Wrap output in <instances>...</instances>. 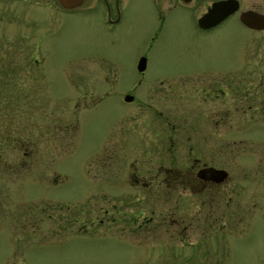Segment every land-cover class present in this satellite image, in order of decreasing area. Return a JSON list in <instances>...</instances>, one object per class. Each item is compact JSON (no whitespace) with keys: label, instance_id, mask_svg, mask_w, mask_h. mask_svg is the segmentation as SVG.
Instances as JSON below:
<instances>
[{"label":"rangeland","instance_id":"rangeland-1","mask_svg":"<svg viewBox=\"0 0 264 264\" xmlns=\"http://www.w3.org/2000/svg\"><path fill=\"white\" fill-rule=\"evenodd\" d=\"M158 4L88 0L64 11L0 0V264H264V48L259 66H239L252 29L232 17L201 30L197 14ZM197 129L212 135L216 160L227 151L237 219L222 227L217 196L208 228L202 192L162 184L141 206L150 214L152 204L154 222L130 228L133 205L158 195L139 183L173 162L182 135L178 155L190 159ZM174 193L178 228L162 223Z\"/></svg>","mask_w":264,"mask_h":264},{"label":"flooded vegetation","instance_id":"flooded-vegetation-1","mask_svg":"<svg viewBox=\"0 0 264 264\" xmlns=\"http://www.w3.org/2000/svg\"><path fill=\"white\" fill-rule=\"evenodd\" d=\"M54 1L56 3V5L60 8V9H64V11H74L80 7H82L84 4H86V2H88V0H81L80 3L74 7H65L62 2L60 0H51ZM110 1L111 0H95V2H102L104 4H106L107 6L110 5ZM158 7L161 11H164L165 15L168 14L169 11L172 10H178L181 11L184 15H187L188 18L189 17H194L195 14H197V20H196V25L198 28H200L201 30H211L214 27H218L220 25H222L224 22H226L227 20L231 19L232 17L236 18L238 22H240L242 25L250 28L253 30V32L255 34H257L258 36L255 37L254 39H252L249 42V45L244 49L243 53L240 56V62H239V66H259L260 62L259 60L256 59L257 56H259V50H262V48H264V28L262 29H258L255 27H251L250 25H248L247 23H245L242 19V16L245 15L246 17H249V19H253V20H258L261 19L264 21V0H157ZM228 4L231 8V10H233L223 21H221L219 24L209 27V28H202L199 25V19L206 14L207 12H209L214 5L216 4ZM52 5L49 4L48 6L50 7ZM166 18V17H163ZM164 20V19H163ZM264 66V65H263ZM144 72V71H142ZM210 73V74H209ZM194 74L196 76H194L196 78V80H200L202 77H208L211 76L212 73L207 70V71H200V72H194ZM208 74V75H207ZM157 89V87L154 88V91ZM157 91V90H156ZM157 93V92H156ZM130 95H133V93H130ZM135 99V96H134ZM133 99V100H134ZM132 100V101H133ZM208 99H206V101L204 102L203 105V109H202V116L205 119V123L210 125V122H216V116L212 115L211 113V109L207 110L206 108V103L208 102ZM166 102V101H165ZM255 104V102L253 103ZM162 105V104H160ZM257 108H264V104L263 105H257ZM224 112H221L219 114V120H217V124L214 125V131H216L217 129L220 130V121L223 122V120H227L225 119L226 116L223 114ZM264 114V113H263ZM227 115V113H226ZM205 124V125H206ZM181 137L185 138L183 135L179 137L178 142L171 144V149H168V152L171 153L173 152L174 155V160L170 165L167 166L164 163H162L160 165V168L158 169L157 175H155L154 178H150V179H146L143 180L142 182H140L139 184H143L146 187H148L151 191L155 190L157 194H153V196L151 197H146L144 195V199H141L140 201H137L136 204L133 205L135 214H132L130 217H128L127 219H125V222L128 223V226L130 228H146L145 224L143 223H152L155 220V215H156V210L154 209V207H152V204L150 206V214L145 213V210L141 207L143 205L144 207V203L148 202V201H154L156 199H158V196L163 195V193H161L160 191H163L162 189H160L159 185H165V187H169L172 186V188L176 191L179 189V187L181 186L182 188H187L188 190H190V197L192 198L191 195H193L196 192H202V197L200 198L201 203L203 205V207L207 208V213H206V219H205V225L208 228L212 227V217H211V209L213 206V202L215 201V197L219 196L221 200H223V202H225L224 206L222 207V218H221V222H222V227L224 226L225 220L224 217L228 216L230 217L228 219L229 221H233L234 218L237 219V215L239 214V210L242 206V199L240 197V195L238 193H236L237 198L234 199L233 195H231V193L233 191H237V187H232L231 189H229V191L227 192L226 187L224 186L227 181L229 180V171L227 168H225V163L227 160V151H221L219 152L221 154V158L216 160V153H212L210 152L207 148L210 147L211 145V139L213 138L211 134H209V132H207L206 130H196L194 132V137H195V147H196V151L193 149V146L189 149H187L188 154L190 156V159H186V160H181L179 158V150H180V143H181ZM188 139L191 138V136H187ZM186 139V138H185ZM176 148V149H174ZM165 151H158V153H160V155L164 154ZM155 153V152H153ZM160 158V157H159ZM223 159V161H222ZM220 162V163H219ZM223 163V164H222ZM172 164V165H171ZM190 164V165H189ZM186 167V168H185ZM211 168H217V169H224L228 172V176L221 182H217L215 179L216 173L213 172L212 170H210ZM165 172V177L162 176V174ZM131 175H135L136 180H139L141 175H138L137 173H131ZM135 180V181H136ZM237 183H235L236 185ZM222 186H224L222 188ZM237 186V185H236ZM214 187H219L225 190L224 195H222L221 193L215 194L212 192V189ZM137 188V187H136ZM185 188V189H186ZM234 188V189H233ZM152 199V200H151ZM232 199H234L236 202L230 203L232 201ZM172 207L170 210V214H164L163 218H162V223L165 222L168 226H171V228H178L181 226V222L184 221V219L182 218V220L179 218V212H180V207H181V199L179 194H172ZM184 201V200H182ZM153 203V202H152ZM116 206V205H114ZM135 206H139V208H136L135 210ZM219 208L221 207V205H218ZM232 208L234 209L232 210ZM163 212V211H162ZM169 212V211H168ZM112 214H114V211H112ZM228 214V215H227ZM231 214V215H229ZM234 216V218H233ZM236 216V217H235ZM166 217H168L166 219ZM113 219H116V217L114 216ZM158 224L153 225L152 227L155 228H159ZM182 228H189V225L185 224L183 225Z\"/></svg>","mask_w":264,"mask_h":264},{"label":"water","instance_id":"water-1","mask_svg":"<svg viewBox=\"0 0 264 264\" xmlns=\"http://www.w3.org/2000/svg\"><path fill=\"white\" fill-rule=\"evenodd\" d=\"M60 1L65 7H74L78 5L81 0H60ZM232 11L233 10H231L228 4L226 5L220 3L216 4L209 12L204 14L199 19V25L202 28H209L215 26L219 24L221 21H223ZM245 15L242 16V19L245 23H247L251 27H255L258 29L264 28V21L261 19V17L256 21L253 19H249V17H246ZM146 68H147V57L143 56L140 58L138 62V69L140 71H145ZM133 99H134V95L128 94L125 97L126 101H132ZM210 170L216 173L215 179L217 182L223 181L228 176V172L224 169L211 168Z\"/></svg>","mask_w":264,"mask_h":264}]
</instances>
